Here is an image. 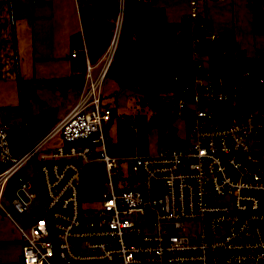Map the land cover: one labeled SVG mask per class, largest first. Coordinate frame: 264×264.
Returning a JSON list of instances; mask_svg holds the SVG:
<instances>
[{
  "label": "built area",
  "instance_id": "built-area-1",
  "mask_svg": "<svg viewBox=\"0 0 264 264\" xmlns=\"http://www.w3.org/2000/svg\"><path fill=\"white\" fill-rule=\"evenodd\" d=\"M196 1L188 0L187 13L193 89L167 101L175 113L191 103L182 140L128 158L106 152L103 126L117 105L100 85L122 0L107 46L96 61L85 55L78 94L40 137L32 140L18 124L25 145L12 154L7 129L13 123L0 121V209L24 221L17 223L20 264H264V107L228 122L211 111L209 102L229 99V84L237 81L205 68L194 31L203 26ZM259 60L264 65V55ZM258 79L264 81V68ZM26 161L33 175L16 184L11 175ZM99 161L102 190L94 206L83 203L79 173ZM35 198L41 208L33 215L27 205ZM190 222L196 224L189 233Z\"/></svg>",
  "mask_w": 264,
  "mask_h": 264
},
{
  "label": "trees",
  "instance_id": "trees-1",
  "mask_svg": "<svg viewBox=\"0 0 264 264\" xmlns=\"http://www.w3.org/2000/svg\"><path fill=\"white\" fill-rule=\"evenodd\" d=\"M118 0H86L79 5L78 13L86 56L96 61L107 46L116 17ZM121 19L116 44L107 68V76L117 84L136 85L148 92L146 103L157 110L161 124L159 133L166 135L165 125L172 115L167 103L178 96H186L193 89L190 35L187 16L178 21H166L164 11L149 0H122ZM201 17V16H200ZM200 38L198 51L206 55L205 68L212 76L225 74L230 80V98L209 102L215 117L228 122L240 117L249 107H264V81L258 79L264 65L260 56L247 55L227 33H219L217 42L206 38L202 26L194 29ZM247 69L249 74L241 76ZM83 72L69 73L55 78L57 87L64 91L72 82L79 86ZM188 88L182 91L183 85ZM154 116L148 123H157ZM132 120L129 115L115 118L117 141L127 144L132 138ZM171 132V131H170ZM3 163L0 162V168ZM102 162H87L80 170L79 190L83 201L93 202L100 197Z\"/></svg>",
  "mask_w": 264,
  "mask_h": 264
},
{
  "label": "crops",
  "instance_id": "crops-1",
  "mask_svg": "<svg viewBox=\"0 0 264 264\" xmlns=\"http://www.w3.org/2000/svg\"><path fill=\"white\" fill-rule=\"evenodd\" d=\"M149 2L162 8L168 22L189 10L188 0ZM78 9L76 0H0V121L20 107L24 111L26 103L29 111L36 101L61 105L43 133L75 97L70 84L61 91L55 78L83 72L86 52ZM196 9L206 34H229L247 55L264 51V0H197ZM201 56L205 64L206 55ZM24 126L28 132L25 120ZM13 214L10 218L0 209V264H20L19 222Z\"/></svg>",
  "mask_w": 264,
  "mask_h": 264
},
{
  "label": "rangeland",
  "instance_id": "rangeland-1",
  "mask_svg": "<svg viewBox=\"0 0 264 264\" xmlns=\"http://www.w3.org/2000/svg\"><path fill=\"white\" fill-rule=\"evenodd\" d=\"M200 78L199 75H197ZM83 80V76H82ZM82 80L79 86L82 83ZM69 85V84H68ZM76 87L75 84L70 82V87L76 91L78 94L80 87ZM101 86V95H113V99L116 102V109L112 113V116L105 122L103 126L104 130V143L106 145V152L109 156L112 157H125L128 158L129 155L135 153L138 155L150 154L156 151L158 146L163 144H169L173 142H178L182 140L187 134V115L191 113V103L189 100L186 101V104L178 110L175 116L169 120L168 124L165 125L166 131L169 130L173 134L172 139H167L164 135L159 133V126L161 122L159 121L157 110L146 103L144 99L147 96L148 92L143 88H140L136 85L126 83L124 85H117L113 80L109 79L107 76L105 80L100 85ZM44 103L36 101L35 108L29 111L27 103L25 104L24 111L18 108L9 115H5L4 121L7 123L13 124H22L24 126V120L28 132H30V137L32 140L37 139L42 131L49 125V121L52 119V115L55 110L61 105L49 106ZM65 109H63L64 111ZM62 111V112H63ZM23 113V120L22 118ZM131 117L132 124V138L127 144L117 141L116 130H115V118L117 116H127ZM56 115V119H57ZM158 118L157 123H148L151 117ZM33 175L32 164L29 161H26L23 165L15 170L11 179L14 183L18 184L22 180ZM21 196L24 197L23 192L20 191ZM2 200H4L2 198ZM90 201H83V203ZM97 206L96 202H90ZM28 210L31 214L36 215L39 213L41 206L39 205V200L37 198L29 202ZM13 216L16 221L23 223L21 216L13 212ZM195 222H190L186 226V231L189 233L194 229ZM151 227L146 226L144 230H150Z\"/></svg>",
  "mask_w": 264,
  "mask_h": 264
},
{
  "label": "water",
  "instance_id": "water-1",
  "mask_svg": "<svg viewBox=\"0 0 264 264\" xmlns=\"http://www.w3.org/2000/svg\"><path fill=\"white\" fill-rule=\"evenodd\" d=\"M218 39V35H213L212 42H217ZM171 113L170 120L176 115L174 110ZM7 133L12 154H17L22 151L25 145V134L23 133L22 127L18 124H11L7 129ZM166 135L170 139L173 137V134L169 130L166 131Z\"/></svg>",
  "mask_w": 264,
  "mask_h": 264
}]
</instances>
